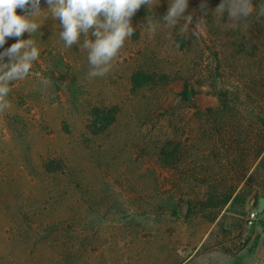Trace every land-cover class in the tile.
Wrapping results in <instances>:
<instances>
[{"label":"rangeland","instance_id":"rangeland-1","mask_svg":"<svg viewBox=\"0 0 264 264\" xmlns=\"http://www.w3.org/2000/svg\"><path fill=\"white\" fill-rule=\"evenodd\" d=\"M153 2L158 4L142 6L132 17L136 32L110 71L89 80L87 51L65 48L59 21L40 0L44 11L35 20L42 26L21 37L35 41L39 58L27 78L10 85L12 107L0 113V264H264V215L256 211L264 200L262 177L246 215L231 202L219 214L190 212V201L208 190L207 179L222 190L239 192L246 184L239 179L259 132L244 121L263 109V98L250 90L249 68L257 73L263 51L259 40L251 41L261 34L252 26L262 28L264 17L254 13L250 23L233 28L226 13L215 12L222 0H189L191 25L161 24L149 34L147 18L163 22L170 0ZM261 2L253 0L254 6ZM239 39L251 45L235 47ZM15 42L7 39L0 52ZM240 57L253 62L243 64ZM140 66L170 74L171 83L132 93L131 76ZM240 89L239 131L245 135L239 153L244 150L246 161L229 172L220 159L231 138L216 131L228 135L234 127L215 129L209 111L221 107L219 92L231 99ZM95 106L118 107L117 120L101 135L88 126ZM168 139L189 151L179 167L161 160ZM52 161L55 171L46 168Z\"/></svg>","mask_w":264,"mask_h":264},{"label":"clouds","instance_id":"clouds-1","mask_svg":"<svg viewBox=\"0 0 264 264\" xmlns=\"http://www.w3.org/2000/svg\"><path fill=\"white\" fill-rule=\"evenodd\" d=\"M46 9L53 20L59 21L62 30L59 37L65 48L78 45L87 51L89 80L105 76L111 69L112 61L123 48L126 40L136 32L132 25V17L142 7L153 8L158 3L153 0H46ZM189 7V0H170L166 14L161 20L153 16L147 18L146 27L149 34L156 32L164 24L175 27L180 20H184L185 27L191 25L193 17L185 14ZM204 10L206 3L201 4ZM20 9L25 14L17 13ZM44 10L40 8V0H0V48H3L9 38L17 42L0 52V113L9 110L12 105L8 99L11 92L10 85L24 80L30 74L33 64L40 55L35 41L22 39L24 33L32 34L42 26L35 17ZM221 15L227 14L236 28L242 23H250L249 17L256 14V18L264 17V0L254 6L253 0H222L215 9ZM207 15V12H204ZM201 18L196 26L203 23ZM94 37L95 39H91ZM81 37H86L81 43ZM7 62H5V58ZM41 83L47 87L48 80Z\"/></svg>","mask_w":264,"mask_h":264},{"label":"trees","instance_id":"trees-1","mask_svg":"<svg viewBox=\"0 0 264 264\" xmlns=\"http://www.w3.org/2000/svg\"><path fill=\"white\" fill-rule=\"evenodd\" d=\"M252 27L254 29L259 28V30H261V34H256L254 35L253 39H251L252 43H255L257 40H259V48L263 46V51L260 52L261 54H259L257 58L260 59L259 61L261 64V68L257 70V73L255 75V70L249 68V77H253L250 84V90H252V93L257 95L258 98H263L262 113L258 114L255 120H250L249 118H247V121H244V124L247 128L253 126L252 128L254 129V127L256 126L255 128H257L259 132L257 135V139L259 136V140L255 155L253 157L250 156L249 158L246 157V161L244 150L239 153L242 149L240 139L242 138V134L245 135V131H239V126L240 128H242L243 124L242 119H240L242 116L239 117L238 115L239 108L237 103L240 99L242 89H240V93L232 94L233 96L231 99H229L226 92H219L218 97L221 107L218 110L210 109L209 111L211 113L209 115V119L212 121L215 129L219 130V128L226 125H231L232 127H234L232 131H228V135L225 133L221 134L219 133V131H216L217 135H224V138L230 136L231 138L230 144L225 148L226 153L221 155L220 163H222V165L220 164V166H223L222 168L230 166V169L228 170L229 172H232L236 169V166L238 164L242 165L246 161L247 167L245 166L246 169L245 171H243V177L239 179V182L242 179H247V181L245 186L238 192V187L230 190H225L224 188V190H222L217 185H215L213 181H209L207 179L204 182H206L209 187L203 198H199L198 196H196V199H192V201H190L191 213L194 209H196L200 212L219 214L221 211L226 209V207L231 202L232 207L239 204L243 215H246L248 198L253 193L256 192L257 194H259L260 192V189H255L254 186L256 184H259L258 179H260L261 177L264 180V25L261 28L256 23ZM246 44L251 45L250 41H247V43H243L239 39V41H237L234 45L235 47H245ZM251 49L253 50V47ZM240 62L243 64H249L253 62V58L240 57ZM58 67L59 66H57V68ZM243 70L244 68L242 67L240 71L241 76L244 78L242 74ZM217 72H219V70H217ZM171 78V75L166 72H161L158 69H151L145 66H140L133 72L131 76V91L132 93L137 94L143 90H154L157 88H161L170 84L172 81ZM183 96L185 98H188L190 96V93L187 89L184 91ZM250 96H252L251 93ZM247 108L249 109L250 106ZM89 115L90 123L88 126L91 132L95 135H101L104 134L117 120L118 107L114 106L103 108L95 106L90 110ZM249 139L251 140V137ZM187 154L189 155V151H187L180 142H176V140L174 139L166 140L160 148L161 160L165 165L172 168L179 167L184 161V158L185 156H187ZM256 163L257 166L255 167ZM46 168L49 171H55L58 167L56 166V163L52 161L46 164ZM256 238L257 239L252 248V251H254L258 246L261 235H258Z\"/></svg>","mask_w":264,"mask_h":264},{"label":"crops","instance_id":"crops-1","mask_svg":"<svg viewBox=\"0 0 264 264\" xmlns=\"http://www.w3.org/2000/svg\"><path fill=\"white\" fill-rule=\"evenodd\" d=\"M259 214L264 215V200H260L257 202V210Z\"/></svg>","mask_w":264,"mask_h":264},{"label":"water","instance_id":"water-1","mask_svg":"<svg viewBox=\"0 0 264 264\" xmlns=\"http://www.w3.org/2000/svg\"><path fill=\"white\" fill-rule=\"evenodd\" d=\"M254 202V198L253 200L251 201V204ZM188 209H189V203L188 202H185L183 207H182V210H181V215L184 217L187 215L188 213Z\"/></svg>","mask_w":264,"mask_h":264},{"label":"built area","instance_id":"built-area-1","mask_svg":"<svg viewBox=\"0 0 264 264\" xmlns=\"http://www.w3.org/2000/svg\"><path fill=\"white\" fill-rule=\"evenodd\" d=\"M256 216H257V213L253 212L252 215H251V219H252L251 223L253 222V220L256 219Z\"/></svg>","mask_w":264,"mask_h":264}]
</instances>
